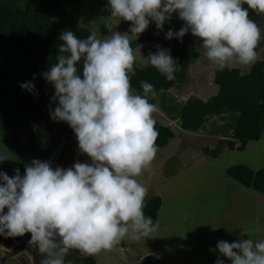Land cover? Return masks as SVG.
Returning <instances> with one entry per match:
<instances>
[{"label": "clouds", "instance_id": "1", "mask_svg": "<svg viewBox=\"0 0 264 264\" xmlns=\"http://www.w3.org/2000/svg\"><path fill=\"white\" fill-rule=\"evenodd\" d=\"M108 7L111 17L131 22L128 31L110 30L99 38L93 30L78 38L64 30L56 62L40 74L55 89L51 119L70 126L79 154L88 161L64 168L33 159L23 175L19 168L11 177L0 171V235L30 233L29 246L44 257L40 264H70L71 250L82 257L110 252L125 239L154 237L160 227L159 219L145 214L149 188L137 179L145 171L154 174L159 131L153 114L158 106L150 100L159 93L147 81H141L142 94L136 93L131 80L139 63L174 81L180 64L159 45L145 57L141 46L133 49V38L151 23L164 31L176 14L183 26L169 29L165 38L183 42L190 31L202 41V54L221 70L233 62L254 64L264 41L249 16V9L264 14V0H108ZM20 87L36 91L33 81ZM9 159V151L0 150V164ZM217 249L231 264H264V242L220 240L210 251ZM216 264L224 261L218 257Z\"/></svg>", "mask_w": 264, "mask_h": 264}, {"label": "rangeland", "instance_id": "2", "mask_svg": "<svg viewBox=\"0 0 264 264\" xmlns=\"http://www.w3.org/2000/svg\"><path fill=\"white\" fill-rule=\"evenodd\" d=\"M80 1L85 8L80 27L90 32L96 31L99 38L110 35V30L123 33L130 28L131 22L111 17L108 0ZM183 23L174 14L164 31H159L151 23L139 37L151 33L165 38L169 29L178 31ZM258 26L264 34V26ZM194 38L199 57L190 62L184 82L169 91L178 102L190 96L206 101L218 91L213 78L219 68L202 54V41ZM140 46L141 50L157 48L153 42ZM257 51L258 60H264V41ZM251 66L233 62L227 68H238L242 74H246ZM45 92L46 107L43 113L33 115V119L29 116L19 117L7 129L10 135L6 132L0 134V150H8L12 158L0 164V171L10 177L15 174L16 168L23 175L25 165L33 159L50 161L53 167L64 168L72 166L77 160L86 162L89 159L79 154L73 130L69 137L66 136V128L70 126L66 122L53 121L50 117L49 106L55 93L54 87L47 83ZM51 107L55 105L51 104ZM153 115L156 121L170 126L175 134L167 146L158 148L152 162L154 174L145 171L137 177L149 188L146 203L153 197L161 199L157 213L160 227L153 234L154 237L140 241L125 239L112 251L93 256L96 264H140L146 255L158 256L161 264H216L218 257L224 264H231L226 257L220 256L218 249L210 251L216 249L218 241L231 243L241 238H251L254 242H264V194L245 188L226 174L228 168L237 165H245L254 171L264 166V132L259 141L248 143L243 151L223 148L213 158L204 154L203 150H213L218 140L223 139L218 130L221 122L212 119L204 125L206 130L191 133L181 130L178 122L169 120L159 107ZM34 126L38 128L34 130ZM243 231L247 234L241 237ZM3 238L0 241V264H20L17 252L23 251L25 246L35 254V259L25 255L27 264H40L44 258L35 246H29L30 233L24 237H10L8 241ZM23 239L26 243L13 253L12 250ZM32 249H36L37 253ZM66 260L70 264H80L75 250L70 251Z\"/></svg>", "mask_w": 264, "mask_h": 264}, {"label": "trees", "instance_id": "3", "mask_svg": "<svg viewBox=\"0 0 264 264\" xmlns=\"http://www.w3.org/2000/svg\"><path fill=\"white\" fill-rule=\"evenodd\" d=\"M243 7L248 8L246 4ZM249 15L264 26V14L258 15L249 9ZM84 16L85 8L80 0H0V134L10 135L7 129L19 117L33 119V115L43 113L47 82L40 74L56 62L62 31L71 30L78 38H86L91 33L79 25ZM150 42L170 49L180 70L175 73L174 81H168L154 67L137 64L136 75L131 80L134 92L142 94L141 81L153 84L159 96L150 102L169 120L178 122L183 131L196 133L212 119L221 122L218 130L223 139L218 140L213 150H203L207 156L215 158L223 148L243 151L248 143L260 140L264 132V60L252 64L246 74L238 68L218 69L213 78L218 87L215 95L206 101L190 96L178 102L169 91L184 82L190 62L199 57L195 38L190 31L183 42L147 33L132 40V47ZM156 51L157 48L146 47L141 53L146 57ZM28 81L34 82V93L20 87L22 82ZM156 128L159 131L157 147L163 148L175 134L170 126L158 121ZM71 133L72 129L67 126L66 136ZM226 174L245 188L264 194V166L254 171L237 165L228 168ZM160 207L161 199L153 197L146 203L145 214L155 221ZM75 253L80 264H96L93 256L82 257L77 250ZM140 264H161V260L156 255H146Z\"/></svg>", "mask_w": 264, "mask_h": 264}, {"label": "flooded vegetation", "instance_id": "4", "mask_svg": "<svg viewBox=\"0 0 264 264\" xmlns=\"http://www.w3.org/2000/svg\"><path fill=\"white\" fill-rule=\"evenodd\" d=\"M26 235V234H25ZM24 235V236H25ZM24 236H22V237H24ZM4 237V238H3ZM4 239L5 241H8V239L10 238V237H5V236H3V235H0V241H1V239ZM21 239V238H20ZM26 242L24 241V239L23 240H21V241H19V244L17 245V247L15 248V249H13L12 250V252L14 253L15 251H17L18 249L20 250L21 249V247H23V245L25 244ZM3 246V245H2ZM33 250V249H32ZM34 251V253H37V251H36V249H34L33 250ZM2 253V251H0V254ZM18 253V262L20 263V264H27V262H26V260H25V255H27V256H30L31 257V259H35V254H32V253H30V249L29 248H27L26 246H25V248H23V251H19V252H17ZM39 254V253H38ZM22 255V256H21ZM30 259V258H29ZM13 263V262H12Z\"/></svg>", "mask_w": 264, "mask_h": 264}, {"label": "bare ground", "instance_id": "5", "mask_svg": "<svg viewBox=\"0 0 264 264\" xmlns=\"http://www.w3.org/2000/svg\"><path fill=\"white\" fill-rule=\"evenodd\" d=\"M163 154V153H162Z\"/></svg>", "mask_w": 264, "mask_h": 264}]
</instances>
